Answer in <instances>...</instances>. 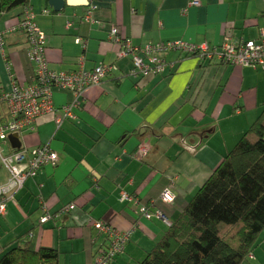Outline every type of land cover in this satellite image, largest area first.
<instances>
[{
    "label": "crops",
    "instance_id": "0c3cea01",
    "mask_svg": "<svg viewBox=\"0 0 264 264\" xmlns=\"http://www.w3.org/2000/svg\"><path fill=\"white\" fill-rule=\"evenodd\" d=\"M48 1L32 0L31 6L46 35L50 70L75 71L81 58L88 71L116 68L101 86L86 91L77 118L60 129L56 120L74 95L55 90L57 112L42 117L34 133L22 136V144H49L59 162L27 181L0 217H11V225L23 219V233L33 245L59 250L63 264H91L101 255L106 236L95 222L123 232L134 228L113 264H137L167 230L154 212L169 222L182 213L263 112L264 68L201 61L173 51L163 55L173 69L136 78L130 75V61L119 58L110 31L119 27L135 46L178 40L210 47L236 44L264 28V0H68L85 6H66L61 13ZM195 1L198 6L191 5ZM92 7H97L93 20L86 21ZM20 19L18 11L6 20L8 31L0 33L9 48L0 47V92L10 89L11 79L23 85L32 81L26 36L13 30ZM166 189L176 198L172 204L161 201ZM123 193L139 199L140 206L122 201ZM43 203L53 217L41 224ZM71 205L75 208L64 212ZM142 208L151 211V219ZM243 264H264V232Z\"/></svg>",
    "mask_w": 264,
    "mask_h": 264
},
{
    "label": "built area",
    "instance_id": "2783aa9c",
    "mask_svg": "<svg viewBox=\"0 0 264 264\" xmlns=\"http://www.w3.org/2000/svg\"><path fill=\"white\" fill-rule=\"evenodd\" d=\"M192 6H198V2H192ZM87 12L86 21H92L93 10ZM70 27L71 24H68ZM21 31L27 39L26 56L33 66V77L29 85H23L11 79L10 89L0 92V169L6 174L0 175V216L6 214V204L14 199L20 192L27 180L35 178L44 167H55L59 162L58 154L49 144L40 145L35 148L21 146L14 149L9 142V137L17 134L22 143V136L34 133L38 121L47 115L55 114L57 108L54 103L55 90L72 92L74 100L63 107L64 115L56 120L60 128L66 120H75V110L81 107V99L92 87L102 85L115 66L102 65L93 70L84 68L85 58L80 59L79 69L70 72H55L49 69L46 57L47 41L46 35L37 27L35 14L32 9L27 8L23 18L13 29ZM3 35L0 34V47L3 45ZM110 41L120 48L119 58L128 59L131 63L130 75L136 78L158 77L165 74L167 69H173V64H168L163 55L170 52H184L196 56L200 60H218L224 64L242 67H264V28L259 30L258 36L239 43H224L221 50L202 45L190 44L188 42L168 41L160 43H148L143 46H135L129 39L122 36L119 27H113L110 31ZM80 43V40H77ZM7 146L4 154L3 146ZM145 153V151H142ZM176 198L169 189L163 191L161 201L167 204L175 202ZM122 201L140 206V202L132 195L123 193ZM75 206L71 205L64 209L69 212ZM44 215L41 224L49 221L53 215L49 214L48 207L43 203ZM150 210L142 208V213L147 219L152 218ZM154 216L164 223L169 220L161 212H154ZM94 227L101 233L106 234L112 241L110 249L101 253L91 264H110L115 256L122 253L126 243L130 240L133 229L119 231L101 221L95 222ZM2 247L0 245V253Z\"/></svg>",
    "mask_w": 264,
    "mask_h": 264
},
{
    "label": "trees",
    "instance_id": "16d2710c",
    "mask_svg": "<svg viewBox=\"0 0 264 264\" xmlns=\"http://www.w3.org/2000/svg\"><path fill=\"white\" fill-rule=\"evenodd\" d=\"M31 2L0 0V15L18 10L22 19L27 8L33 10ZM3 148L6 154L7 150ZM263 232L264 110L190 199L184 211L168 223L162 238L137 264H243ZM28 234L14 238L13 245L5 248L0 242V264H63L59 250L37 249L27 238ZM105 236L102 253L112 245ZM122 253L117 254L110 264Z\"/></svg>",
    "mask_w": 264,
    "mask_h": 264
},
{
    "label": "rangeland",
    "instance_id": "374dc122",
    "mask_svg": "<svg viewBox=\"0 0 264 264\" xmlns=\"http://www.w3.org/2000/svg\"><path fill=\"white\" fill-rule=\"evenodd\" d=\"M18 12V10L17 11H14V12H12V13H9V14H7V15H0V33L1 32H3V33H6L7 31H8V28H7V23H6V20L9 18V17H11L12 15H14V14H16ZM85 18V17H84ZM17 34V33H16ZM18 34H20V33H18ZM24 34V33H23ZM25 35V34H24ZM13 38H15V34H13V36H12ZM3 44L5 45V50L6 51H8V45H6L7 43H6V41H4L3 40ZM208 45V44H207ZM225 45V44H224ZM224 45H223V47H224ZM208 47H210L209 45H208ZM211 49H215V50H217V49H220V48H222V46L221 47H215V46H213V47H210ZM200 60V59H199ZM201 61H203V60H201ZM206 61V60H205ZM208 62H210V61H208ZM264 68V67H263ZM167 70H170V69H167ZM167 72V71H166ZM165 72V73H166ZM4 147H5V149L7 150V146L6 145H4ZM6 153H7V151H6ZM6 173L4 172V171H1L0 170V175H5ZM195 196V195H194ZM193 196V197H194ZM192 197V198H193ZM15 214H16V219H17V217H18V212L16 211L15 212ZM22 220L23 219H18V220H14V225L16 226V231H15V233H13V231H12V227L14 226V225H11V224H9V223H11L12 222V219H11V217H7L6 218V221L3 219V218H1L0 217V235L2 236L1 237V243H2V245H4V248L10 243V240L12 239H14V238H16V237H18V236H21L22 234H24L23 232H25L24 230V227H22L21 225L23 224V222H22ZM25 222V221H24ZM7 235H10L7 239H6V237H7ZM6 250H8V249H5L4 251H6Z\"/></svg>",
    "mask_w": 264,
    "mask_h": 264
},
{
    "label": "water",
    "instance_id": "95a60500",
    "mask_svg": "<svg viewBox=\"0 0 264 264\" xmlns=\"http://www.w3.org/2000/svg\"><path fill=\"white\" fill-rule=\"evenodd\" d=\"M68 0H49L48 4L49 6L57 13H61L66 9V6H85V2L84 3H80L79 5H74L72 3L67 2ZM84 0H82L81 2H83ZM9 142L12 145V147L14 149H20L22 146V143L20 141V138L17 134H13L9 137Z\"/></svg>",
    "mask_w": 264,
    "mask_h": 264
}]
</instances>
